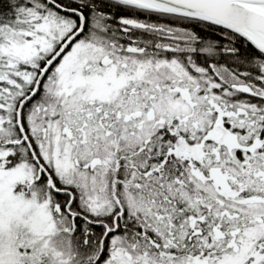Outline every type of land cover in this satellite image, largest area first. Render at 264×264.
<instances>
[{
	"label": "snow or ice",
	"instance_id": "6c2138e0",
	"mask_svg": "<svg viewBox=\"0 0 264 264\" xmlns=\"http://www.w3.org/2000/svg\"><path fill=\"white\" fill-rule=\"evenodd\" d=\"M0 264H264V0H0Z\"/></svg>",
	"mask_w": 264,
	"mask_h": 264
}]
</instances>
